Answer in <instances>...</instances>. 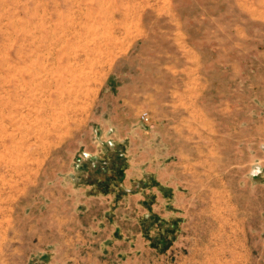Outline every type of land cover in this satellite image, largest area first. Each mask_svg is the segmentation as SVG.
<instances>
[{"label":"rangeland","instance_id":"rangeland-1","mask_svg":"<svg viewBox=\"0 0 264 264\" xmlns=\"http://www.w3.org/2000/svg\"><path fill=\"white\" fill-rule=\"evenodd\" d=\"M0 264H264V0H0Z\"/></svg>","mask_w":264,"mask_h":264},{"label":"crops","instance_id":"crops-1","mask_svg":"<svg viewBox=\"0 0 264 264\" xmlns=\"http://www.w3.org/2000/svg\"><path fill=\"white\" fill-rule=\"evenodd\" d=\"M172 249H173V246H172ZM168 254L170 255L171 254V250H170V253L168 252ZM179 255V254H178ZM174 256V255H173ZM179 259L181 258L180 256H178ZM166 258V257H165ZM172 258V257H171ZM173 259V258H172Z\"/></svg>","mask_w":264,"mask_h":264},{"label":"trees","instance_id":"trees-1","mask_svg":"<svg viewBox=\"0 0 264 264\" xmlns=\"http://www.w3.org/2000/svg\"><path fill=\"white\" fill-rule=\"evenodd\" d=\"M169 244V243H168Z\"/></svg>","mask_w":264,"mask_h":264}]
</instances>
